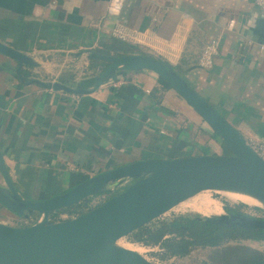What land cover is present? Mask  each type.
Returning a JSON list of instances; mask_svg holds the SVG:
<instances>
[{
	"label": "crops",
	"instance_id": "0c3cea01",
	"mask_svg": "<svg viewBox=\"0 0 264 264\" xmlns=\"http://www.w3.org/2000/svg\"><path fill=\"white\" fill-rule=\"evenodd\" d=\"M109 2L0 0V41L40 64L23 69L26 81L77 89L103 72L85 51L115 56L123 49L114 43L125 44L168 63L246 140L264 138V12L256 0H128L115 17ZM118 25L136 40L117 39ZM212 41L220 51L203 69ZM17 68L0 54V149L27 199L65 194L138 161L226 155L210 125L151 71L118 70L96 93L78 96L23 84ZM10 217L0 204V222Z\"/></svg>",
	"mask_w": 264,
	"mask_h": 264
},
{
	"label": "water",
	"instance_id": "95a60500",
	"mask_svg": "<svg viewBox=\"0 0 264 264\" xmlns=\"http://www.w3.org/2000/svg\"><path fill=\"white\" fill-rule=\"evenodd\" d=\"M85 52L89 59L104 61L108 67L92 87L77 89L39 79L26 81L23 69L39 68L40 64L33 56L0 41V54L18 64L16 73L23 84H38L56 92L91 95L118 70L151 71L201 115L229 154L138 161L92 177L65 194L32 201L16 188L0 149V173L5 183L0 186V204L21 218L39 217L28 227L0 222V264H154L137 251L120 246L119 241L199 194L210 191L246 195L264 209V158L168 63L144 54L105 56ZM128 183L130 186L105 204L71 220L51 223L58 212L120 190ZM206 222L264 231V219L235 213L207 218Z\"/></svg>",
	"mask_w": 264,
	"mask_h": 264
},
{
	"label": "trees",
	"instance_id": "16d2710c",
	"mask_svg": "<svg viewBox=\"0 0 264 264\" xmlns=\"http://www.w3.org/2000/svg\"><path fill=\"white\" fill-rule=\"evenodd\" d=\"M114 46L116 47L115 49H123V51H116L115 56L135 54L134 52H127V49H129L130 47H127L125 44L117 42L114 43ZM97 53L105 56H113L108 54V52L101 50L97 51ZM92 63L94 66H102L103 71H105V69L108 67V64L104 61L93 59ZM160 80L165 87L171 89V87L164 80ZM225 151L226 155H228V150L226 149ZM114 192H118V190ZM114 192L112 194H114ZM203 193L206 194L208 192ZM90 200L91 199H88L79 205L58 212L55 216L51 217V223L61 221L59 220L61 214H67L71 216L70 219H67L68 221L87 213L83 212L84 210L82 209L85 206L89 205ZM226 208L228 213L241 214L248 217L257 218L253 215L243 212L242 209H246L244 205H232L231 207L227 206ZM255 210L262 212L260 209ZM33 219H37L38 221L39 217L35 216L32 218V220ZM201 219H191L189 216H180L171 220L159 219L145 227H142L141 229L130 235L128 238L132 243L143 245L144 247H161V249L164 250V253L156 255L161 257V260L163 261H166L173 257H188L193 251L200 248H212L215 251L214 253L217 254H215V256L211 258L208 264H220L218 261H214V259L218 254L222 252H227L228 254L226 256L229 260L225 261V264H264V254L259 251H254L248 247L233 248L227 246L232 242H264L263 230L247 231L238 227L207 223L206 220Z\"/></svg>",
	"mask_w": 264,
	"mask_h": 264
},
{
	"label": "rangeland",
	"instance_id": "374dc122",
	"mask_svg": "<svg viewBox=\"0 0 264 264\" xmlns=\"http://www.w3.org/2000/svg\"><path fill=\"white\" fill-rule=\"evenodd\" d=\"M128 186H130V183L126 184L124 188H121L120 190H118V192H114V194L115 193L119 194L120 192H122V190H125V188ZM112 193L90 198L91 199L90 203L88 206H85L82 209L84 210L83 212H89V210H93L105 204L109 199L117 195V194L114 195ZM222 203L225 205V207H223ZM232 205L235 206L244 205L246 209H242L243 212H246L257 218H264L263 207L256 206L254 203L242 202V200L234 197L225 196L224 193L208 192L206 194L201 193L195 198L190 199L187 202L181 204L180 206L175 208V210L168 213L166 216L162 217L160 220H171L173 218L180 216H189L191 219L202 218L206 220L207 218H212L228 213L226 207L227 206L231 207ZM255 209H260L262 212L256 211ZM70 218L71 216L67 214H61L59 220L62 221ZM6 220H7L6 224L15 227H26V226L28 227L34 225L36 222L39 221V220L37 221V219H33L30 221L13 214H11V217ZM119 245L128 248L130 250L137 251L138 253L142 254L145 258H147L149 261H151L154 264H208L211 258L215 256V254H217L214 253L215 251L212 248L209 249L200 248L193 251L191 255H189L188 257L185 258L173 257L166 261H163L161 260V257L156 255V254L164 253V250L161 249V247H155V248L144 247L143 245L132 243L128 237L120 240ZM227 246L233 248L248 247L254 251H259L264 254V242H257V241H244L241 243L232 242ZM226 255H228L227 252L224 253L222 252L215 257L214 261H218L220 264H225L224 262L229 260Z\"/></svg>",
	"mask_w": 264,
	"mask_h": 264
},
{
	"label": "built area",
	"instance_id": "2783aa9c",
	"mask_svg": "<svg viewBox=\"0 0 264 264\" xmlns=\"http://www.w3.org/2000/svg\"><path fill=\"white\" fill-rule=\"evenodd\" d=\"M127 1L128 0H110L107 8L108 15L114 17L120 15L124 11ZM256 4L261 9V11L264 12V0H256ZM233 27L234 22L229 25V29H233ZM114 36L123 42H132L136 40V33L121 25H118L115 29ZM261 49L264 50V47H261ZM219 51L220 47L218 41L210 42L205 48L200 59V67L203 69H211L214 63V59L219 54ZM247 143L259 156L264 158V138H250L247 139ZM222 205L223 207H225L223 203Z\"/></svg>",
	"mask_w": 264,
	"mask_h": 264
},
{
	"label": "bare ground",
	"instance_id": "6f19581e",
	"mask_svg": "<svg viewBox=\"0 0 264 264\" xmlns=\"http://www.w3.org/2000/svg\"><path fill=\"white\" fill-rule=\"evenodd\" d=\"M207 192H210V191H207ZM217 193H224L225 196L234 197V198H237L240 200H245V201H248L250 203H254L256 206L262 207V204L260 202H258L257 200H255L249 196H246V195H241V194H237V193H228V192H217ZM243 204H245V203H243Z\"/></svg>",
	"mask_w": 264,
	"mask_h": 264
},
{
	"label": "flooded vegetation",
	"instance_id": "af4514ba",
	"mask_svg": "<svg viewBox=\"0 0 264 264\" xmlns=\"http://www.w3.org/2000/svg\"><path fill=\"white\" fill-rule=\"evenodd\" d=\"M242 202H248V201L242 200ZM249 203H250V202H249Z\"/></svg>",
	"mask_w": 264,
	"mask_h": 264
}]
</instances>
